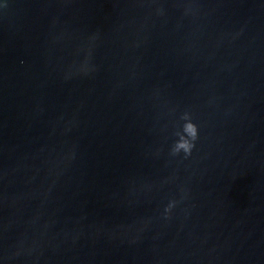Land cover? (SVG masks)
Segmentation results:
<instances>
[{"label":"water","instance_id":"obj_1","mask_svg":"<svg viewBox=\"0 0 264 264\" xmlns=\"http://www.w3.org/2000/svg\"><path fill=\"white\" fill-rule=\"evenodd\" d=\"M0 264H264V0H0Z\"/></svg>","mask_w":264,"mask_h":264},{"label":"clouds","instance_id":"obj_2","mask_svg":"<svg viewBox=\"0 0 264 264\" xmlns=\"http://www.w3.org/2000/svg\"><path fill=\"white\" fill-rule=\"evenodd\" d=\"M180 120L183 122L181 125V133L178 138L172 144L170 152L171 155L177 156L183 154L185 158L191 156L195 147V142L199 137V129L197 125L192 121L189 113L185 112L180 116ZM174 207V203L170 202L164 209L167 214Z\"/></svg>","mask_w":264,"mask_h":264}]
</instances>
